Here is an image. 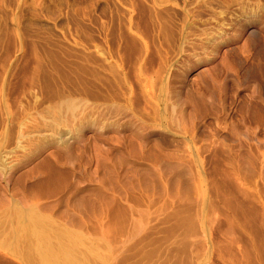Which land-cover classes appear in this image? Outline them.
<instances>
[{"label": "rangeland", "instance_id": "1", "mask_svg": "<svg viewBox=\"0 0 264 264\" xmlns=\"http://www.w3.org/2000/svg\"><path fill=\"white\" fill-rule=\"evenodd\" d=\"M30 208L82 264H264V0H0V264Z\"/></svg>", "mask_w": 264, "mask_h": 264}, {"label": "bare ground", "instance_id": "2", "mask_svg": "<svg viewBox=\"0 0 264 264\" xmlns=\"http://www.w3.org/2000/svg\"><path fill=\"white\" fill-rule=\"evenodd\" d=\"M75 103L71 100L65 103V108L73 109ZM56 120L60 119V115L55 114ZM18 219L26 220L32 235L39 238V256L43 264H82L83 260L77 254L76 246L73 247V237L68 233H64L65 239L53 242L47 228L46 219L36 210L30 208L27 211L18 213ZM18 233V230L15 231ZM86 255V253H85Z\"/></svg>", "mask_w": 264, "mask_h": 264}]
</instances>
